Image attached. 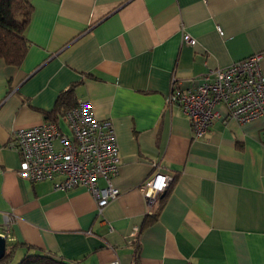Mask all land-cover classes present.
Here are the masks:
<instances>
[{
	"label": "crops",
	"instance_id": "0c3cea01",
	"mask_svg": "<svg viewBox=\"0 0 264 264\" xmlns=\"http://www.w3.org/2000/svg\"><path fill=\"white\" fill-rule=\"evenodd\" d=\"M26 1L27 54L20 66L0 60V236L6 250L21 246L10 264L39 251L75 264H264V116L224 122L217 107L195 140L182 110L165 106L172 79L187 89L254 54L264 76V0ZM71 85L117 138L119 194L100 215L83 188L19 178L8 146L44 122L67 132L49 114ZM154 173L172 182L150 214L141 187Z\"/></svg>",
	"mask_w": 264,
	"mask_h": 264
},
{
	"label": "built area",
	"instance_id": "2783aa9c",
	"mask_svg": "<svg viewBox=\"0 0 264 264\" xmlns=\"http://www.w3.org/2000/svg\"><path fill=\"white\" fill-rule=\"evenodd\" d=\"M217 31L221 33L219 28ZM183 40L192 47L196 44L187 34ZM260 62V54H254L190 81L187 89L172 79L165 106H178L182 110L195 140L206 137L219 116L217 107L224 113V122H252L264 116V76ZM60 119L67 132L56 122H44L11 133L8 146L20 159L17 174L30 183L50 181L54 191L83 188L94 198L100 215L119 194L112 185L120 164L113 124L110 120L96 119L87 102H79ZM152 168L158 167L153 164ZM171 182L170 175L154 173L142 184L150 214L157 198ZM110 264L120 263L116 260Z\"/></svg>",
	"mask_w": 264,
	"mask_h": 264
},
{
	"label": "trees",
	"instance_id": "16d2710c",
	"mask_svg": "<svg viewBox=\"0 0 264 264\" xmlns=\"http://www.w3.org/2000/svg\"><path fill=\"white\" fill-rule=\"evenodd\" d=\"M32 13L33 8L26 0H0V60L9 66H20L27 54L28 42L25 32ZM74 87L75 85H71L59 94L49 117L52 118L54 114L64 115L77 106V102L74 101ZM52 120L55 121L54 118ZM155 220L154 214L146 218L143 225L147 226ZM19 247L21 246L14 245L8 248L0 264H10L15 250ZM17 264H75V262L39 251L26 254Z\"/></svg>",
	"mask_w": 264,
	"mask_h": 264
},
{
	"label": "water",
	"instance_id": "95a60500",
	"mask_svg": "<svg viewBox=\"0 0 264 264\" xmlns=\"http://www.w3.org/2000/svg\"><path fill=\"white\" fill-rule=\"evenodd\" d=\"M163 195L164 194L162 193L159 198H162ZM5 252H6V241L3 236H0V260L4 257Z\"/></svg>",
	"mask_w": 264,
	"mask_h": 264
}]
</instances>
